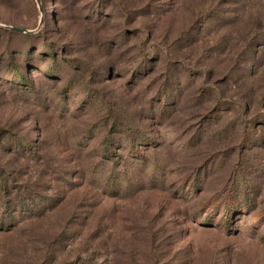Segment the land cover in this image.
I'll return each instance as SVG.
<instances>
[{"label":"rangeland","instance_id":"obj_1","mask_svg":"<svg viewBox=\"0 0 264 264\" xmlns=\"http://www.w3.org/2000/svg\"><path fill=\"white\" fill-rule=\"evenodd\" d=\"M0 264H264V0H0Z\"/></svg>","mask_w":264,"mask_h":264},{"label":"water","instance_id":"obj_2","mask_svg":"<svg viewBox=\"0 0 264 264\" xmlns=\"http://www.w3.org/2000/svg\"><path fill=\"white\" fill-rule=\"evenodd\" d=\"M4 28L10 29L11 31L18 32V33H22L23 32L22 30L17 29V28H12V27H4Z\"/></svg>","mask_w":264,"mask_h":264}]
</instances>
